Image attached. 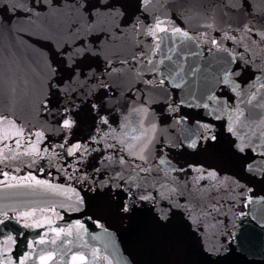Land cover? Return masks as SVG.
<instances>
[{"label":"snow or ice","instance_id":"6c2138e0","mask_svg":"<svg viewBox=\"0 0 264 264\" xmlns=\"http://www.w3.org/2000/svg\"><path fill=\"white\" fill-rule=\"evenodd\" d=\"M173 2L0 0V36L26 41L39 64L23 108L15 96L0 104V183L33 197L0 205V229L13 221L47 228L18 254L16 237L0 231V264H50L55 253H35V245L100 233L127 241L122 264L256 259L242 226L244 209L264 202V104L244 111L237 100L264 76V0H199L185 9ZM164 33L222 54L229 67L218 88L177 82L174 66L169 79L136 67L140 41ZM250 218L264 231V218ZM90 256L74 252L69 264H113L99 248Z\"/></svg>","mask_w":264,"mask_h":264},{"label":"water","instance_id":"95a60500","mask_svg":"<svg viewBox=\"0 0 264 264\" xmlns=\"http://www.w3.org/2000/svg\"><path fill=\"white\" fill-rule=\"evenodd\" d=\"M199 0H174L170 5L174 9H185L196 5ZM194 26V25H193ZM142 45L140 51L135 52L136 60L138 61L136 67H148L151 69H159L163 74L164 79H169L170 66H174L176 72L179 73L177 82L180 78H183L195 85L201 83L206 86L208 91H213L218 88L220 78L229 67L228 64L221 62L219 53H207L205 50L197 47V44L192 39L177 36H169L164 33L159 41H153L151 44H146L143 40L140 41ZM143 57V59H141ZM148 61V65H145L144 61ZM163 62V63H161ZM126 69L131 72L132 66L126 65ZM252 76L251 72H246L241 79L243 81H249ZM39 81V64L36 63L30 46L26 41L12 40L9 42L4 36H0V104H7L9 99L15 96L21 101V108H23L25 101L30 99L34 87ZM249 92L251 95H249ZM249 101H252L249 103ZM264 104V76L252 79L247 85V91L243 96L237 100V106L244 111L255 110L260 112L259 105ZM130 131V129H129ZM9 145L14 148V143L9 142ZM5 146L0 144V149H4ZM6 151V149H5ZM258 163L264 164V161H258ZM7 170L0 165V171ZM11 174H16L10 172ZM26 174L20 173L19 175ZM4 178L0 176V181ZM9 184H15V181L8 180ZM27 189L23 188H8L5 184L0 183V205L5 203H16L20 200L32 199L26 195ZM71 193H69L70 195ZM53 199H62V197H51ZM27 210V209H22ZM249 212V218L245 219L242 226L243 231V243L245 247L251 248L255 251L256 259L247 261L246 264H264V260H261L260 250L264 247V231L258 227L256 221L250 217L255 215L257 220L264 218V202H257L250 206L249 209H244ZM41 217L37 214V219ZM80 219H84V215L79 216ZM66 220L69 217L65 218ZM25 222L32 223L31 218H28ZM54 226H64L62 223L57 222ZM90 232L100 233L99 229H95L90 223L86 225ZM5 234L11 233L17 239L19 247L12 246L11 251L19 253L24 249L26 241L32 240L36 237L37 232L43 234L47 231V228H23L22 224H17L15 221L10 222L7 229H0ZM50 234L47 239H52ZM66 239H71L72 244H67ZM85 242L87 246L85 247ZM5 245L4 235H0V247ZM99 248L102 254H107L112 259L113 264H122L123 257L120 255L119 249L121 247H127V241L124 244L113 243L111 237L105 236L100 233L99 239L93 240L91 236H84L83 239L76 236L61 238L57 240L56 244L47 243L45 245H35L32 250L35 253H39L41 249L45 251H52L55 253L54 260L50 264H69L71 255L74 252H82L89 256L92 248ZM71 249V251H69ZM143 258V257H142Z\"/></svg>","mask_w":264,"mask_h":264}]
</instances>
